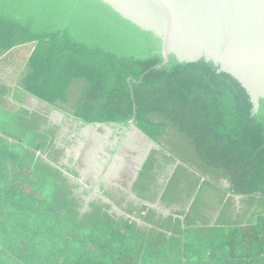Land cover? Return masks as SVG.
I'll use <instances>...</instances> for the list:
<instances>
[{
    "label": "trees",
    "instance_id": "16d2710c",
    "mask_svg": "<svg viewBox=\"0 0 264 264\" xmlns=\"http://www.w3.org/2000/svg\"><path fill=\"white\" fill-rule=\"evenodd\" d=\"M22 46L31 50L15 86L0 82V264H264L263 98L253 113L247 91L212 62L171 55L161 66L159 39L99 0H0V58ZM26 96L85 125L133 119L157 146L134 189L179 162L165 202L213 190L220 202L228 193L258 207L244 227L227 217L209 227L195 202L184 220L143 204L129 203L127 216L85 204L77 173L60 165L57 128ZM179 140L194 153L188 175Z\"/></svg>",
    "mask_w": 264,
    "mask_h": 264
},
{
    "label": "water",
    "instance_id": "95a60500",
    "mask_svg": "<svg viewBox=\"0 0 264 264\" xmlns=\"http://www.w3.org/2000/svg\"><path fill=\"white\" fill-rule=\"evenodd\" d=\"M159 39L163 62H212L247 91L253 113L264 99V0H99ZM129 126L153 144L137 129ZM98 125V124H97Z\"/></svg>",
    "mask_w": 264,
    "mask_h": 264
},
{
    "label": "rangeland",
    "instance_id": "374dc122",
    "mask_svg": "<svg viewBox=\"0 0 264 264\" xmlns=\"http://www.w3.org/2000/svg\"><path fill=\"white\" fill-rule=\"evenodd\" d=\"M30 50L31 46L14 48L12 51L0 58L1 82H4L6 85L11 87L15 86L19 74L24 69V65ZM25 107L30 110L41 112L42 114L46 115L50 123L60 125V129L58 132L60 133V136L63 137L62 139H65V142H63L62 144H66V146H64L66 147V149L63 153L64 160L62 159L61 163L69 165L77 173V179L73 180L71 177L70 180L72 182H76L81 186L80 190H76V192L82 198V201L85 204H88L93 200H99L100 202L105 204L110 203L102 194L105 188H108L110 192L112 191L114 193H117V190L129 191V184L131 180L136 176L140 167V163L146 160L147 155L150 152V148L144 145V147H141V149L133 154V157H130L132 156V153L127 151L131 149H128L126 146L127 144H125H131V142H129V137L127 136L131 131L130 129H123V131L121 132L113 129L114 127H112L111 125H101L99 127L100 132H97V128L95 127V125H92L94 126L93 129H91L87 133V135L82 136L81 132L78 131V122H75L71 118L65 117L61 112L53 110L42 103H38L36 100L28 96L25 97ZM119 134H122V137ZM188 143L189 142H187L186 140H179L177 141V144L174 148L176 149L178 154H181L183 155V157H185L182 158L183 164H181V167L183 168L182 174L187 173V175L191 171V168H194V166H192V163H194L195 161L194 153L191 147L189 149ZM102 147L107 148L110 154L109 156L111 158L109 157L110 159H107L106 161H97L96 163L90 161V157L93 156L91 150H93V152H96ZM134 149L137 148L134 147ZM126 152L127 155H129L128 157L124 156ZM113 160L114 164L112 165L111 163L113 162ZM116 160H119L122 165L131 162V166H128L130 170L126 171V173L120 174V179H118L119 177L117 176L115 177L116 171L112 172L108 170L110 168L114 170V168L116 167L115 163L118 162ZM185 162H187V164ZM169 174L170 171L168 172V175ZM198 201H201L200 197H198ZM214 203L215 205H217L219 203V200L216 199ZM244 203L245 201L240 206V213L243 212V218H246L248 214H252L251 209L252 212H255L258 206L254 203H249L246 210ZM262 203L263 202H261V204ZM262 206L260 205V207ZM110 211L113 212L112 210ZM163 212L167 211L163 210ZM163 212L161 213L166 214ZM117 214L120 215V213ZM121 215L126 216L125 214ZM129 217L130 219L137 221L139 226L143 225L141 219L134 217V215H130Z\"/></svg>",
    "mask_w": 264,
    "mask_h": 264
},
{
    "label": "crops",
    "instance_id": "0c3cea01",
    "mask_svg": "<svg viewBox=\"0 0 264 264\" xmlns=\"http://www.w3.org/2000/svg\"><path fill=\"white\" fill-rule=\"evenodd\" d=\"M2 83H4V82H2ZM30 98H32V97H30ZM34 100H36V99H34ZM56 111H58V110H56ZM59 112H61V111H59ZM62 114L65 117L71 118L75 122H78V125H79L78 131L81 132L82 136L87 135V133L91 129H93L94 126H92V125H95V127L97 128L96 131L100 132L99 127L101 126V124L85 125L81 121L75 120L72 117L67 116V114H64V113H62ZM47 121H48V124L50 126H54L57 128L56 129L57 134L55 137L56 138V141H55L56 146L57 147L60 145L62 146V143L65 142V139H62L63 137H61L60 133L58 132L60 129V125L50 123L48 118H47ZM111 126L114 127L113 129L121 131V132L123 131V129H126V130L130 129L131 130L129 133L127 132L128 133L127 136L129 137V141H132V143L126 145L128 149H131V150L127 151V152L132 153V156H130V157H133V154L136 153V151H138L139 149H141V147H144V145L146 147L148 146V148H150L149 151L157 149V147H155L153 144L142 139L138 133H136L133 129L130 128V126L128 128L118 127L115 125H111ZM119 135H121V137H122V134H119ZM119 135H117V136H119ZM60 137H61V139H60ZM134 142H135V144H134ZM70 143H71V141H70ZM153 146H154V148H153ZM134 147H136L137 149H134ZM65 149H66V147H65ZM65 149H64V151H65ZM91 151L93 153V156H91L89 160L92 162L96 163L97 161H106L107 159L111 158L109 156L110 155L109 151L107 150L106 147H102L96 152H93V150H91ZM127 152L124 155L126 157L129 156V155H127ZM148 155H147V157H148ZM62 159H63V156L60 159V165H66L67 167L72 168L65 163H61ZM116 161H118V162L115 164L116 167L114 168V170L111 168L108 169L109 171H112V172L116 171L115 177L116 176L119 177L120 174L126 173V171L130 170V168L128 166L129 165L131 166V164H130L131 162L127 163V161H126L127 164L122 165V163H120L119 160H116ZM144 162L145 161H142L140 163V167L138 169L136 176L131 180V182L129 184V188H128L129 191L117 190V193H114L111 191V194L114 196L113 199L104 196V197H106L107 201L110 202V203H106V204L108 206H110V210H112L113 213L116 210L115 214H117V213H120V215L124 214L123 209L126 208L129 203H132V205L135 207L137 205L143 204V205H146L148 208L155 210L158 214H160L163 217L172 216L175 218L179 217L181 220L182 219L184 220V217L189 212L190 205L193 202H195L198 205L194 209L193 214L198 219H207L206 221H208L209 227H213L216 224H217L216 226L225 225L226 224V222L224 220L225 217L230 218L234 222L236 221L238 223V225H242V227H244L245 225H247L249 223L250 215L248 214V216L246 218H243V217H241V215H243V212L240 213V209H241L240 206L242 205V203L245 201L244 205L246 207V210H247V206L249 204V203H247L246 198L243 196L230 195V194L225 192L226 194L223 196V201L220 202L219 195L217 192H214L213 190H204L200 195L201 201L196 202L197 199H195V201H194V196L191 198V200L186 201L184 198L185 192L182 190L183 192L182 191L180 192V198L178 201L169 200V201L165 202L166 188H167L169 180H170L174 170L178 166L179 162H177V163L175 162L172 165H166L164 173L161 172L160 168H155L153 170L154 171L153 175L150 176V177H152V176L153 177L151 179H149L150 180V188L148 190L134 189L135 182L138 178L139 172L141 171V168H142ZM169 171H170V174L168 175ZM120 178L121 177H119L118 179H120ZM205 179H206V177H202L199 185H201ZM105 190L106 189L103 190L102 194H104ZM198 191H199V187L196 189V194L198 193ZM122 197H123V202L118 204L117 202L120 201V198H122ZM216 199L219 200V203L217 205H215V203H214L216 201ZM228 201H230V202H228ZM194 206H195V204H194ZM163 210H165L167 212H163ZM161 212L166 213V214H162ZM182 213H183V216H180ZM237 218H240V219H237ZM196 224H198L197 221H196Z\"/></svg>",
    "mask_w": 264,
    "mask_h": 264
},
{
    "label": "clouds",
    "instance_id": "9594fccd",
    "mask_svg": "<svg viewBox=\"0 0 264 264\" xmlns=\"http://www.w3.org/2000/svg\"><path fill=\"white\" fill-rule=\"evenodd\" d=\"M101 125H102V124H101ZM116 163H117V162H116ZM111 164H112V165L114 164V160H113V162H112ZM112 165H111V166H112Z\"/></svg>",
    "mask_w": 264,
    "mask_h": 264
},
{
    "label": "flooded vegetation",
    "instance_id": "af4514ba",
    "mask_svg": "<svg viewBox=\"0 0 264 264\" xmlns=\"http://www.w3.org/2000/svg\"><path fill=\"white\" fill-rule=\"evenodd\" d=\"M129 142H131L132 143V141H129ZM125 144H128V143H125ZM134 144H135V142H134ZM116 164V163H115Z\"/></svg>",
    "mask_w": 264,
    "mask_h": 264
}]
</instances>
